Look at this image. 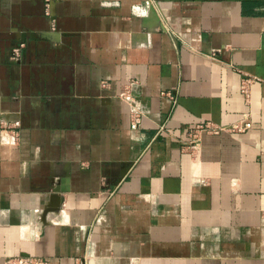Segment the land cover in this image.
<instances>
[{
  "label": "crops",
  "instance_id": "0c3cea01",
  "mask_svg": "<svg viewBox=\"0 0 264 264\" xmlns=\"http://www.w3.org/2000/svg\"><path fill=\"white\" fill-rule=\"evenodd\" d=\"M25 256L264 264V0H0V264Z\"/></svg>",
  "mask_w": 264,
  "mask_h": 264
},
{
  "label": "built area",
  "instance_id": "2783aa9c",
  "mask_svg": "<svg viewBox=\"0 0 264 264\" xmlns=\"http://www.w3.org/2000/svg\"><path fill=\"white\" fill-rule=\"evenodd\" d=\"M54 1H56V0H43L44 6L46 7V9ZM251 82H252L251 79H244L240 83V86H239L240 92L245 97V99L249 98L250 83ZM133 83H135V81H133V80L129 81L130 85ZM120 97L123 99L126 98L128 100L133 98V95L130 94V86H126V88L121 90ZM250 127H251V122L248 119L247 114L244 115V118H242L236 122H233L229 125L218 126V125L210 124L208 122L196 125V129H198L199 131L204 130V131L210 132V133H219L223 130H227L230 132H244V131L248 130ZM196 134L197 133L194 134L195 138H197ZM16 263H18V264H50L47 259L39 258V257H29V256L20 257V258L16 259Z\"/></svg>",
  "mask_w": 264,
  "mask_h": 264
},
{
  "label": "water",
  "instance_id": "95a60500",
  "mask_svg": "<svg viewBox=\"0 0 264 264\" xmlns=\"http://www.w3.org/2000/svg\"><path fill=\"white\" fill-rule=\"evenodd\" d=\"M48 210H51V208H45L44 211H43V215H46Z\"/></svg>",
  "mask_w": 264,
  "mask_h": 264
}]
</instances>
